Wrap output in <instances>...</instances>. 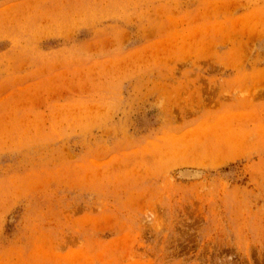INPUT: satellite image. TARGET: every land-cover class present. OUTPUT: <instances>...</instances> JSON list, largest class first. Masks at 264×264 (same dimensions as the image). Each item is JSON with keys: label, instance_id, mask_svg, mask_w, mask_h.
Segmentation results:
<instances>
[{"label": "rangeland", "instance_id": "1", "mask_svg": "<svg viewBox=\"0 0 264 264\" xmlns=\"http://www.w3.org/2000/svg\"><path fill=\"white\" fill-rule=\"evenodd\" d=\"M0 264H264V0H0Z\"/></svg>", "mask_w": 264, "mask_h": 264}]
</instances>
